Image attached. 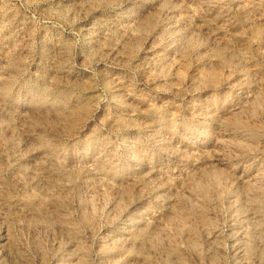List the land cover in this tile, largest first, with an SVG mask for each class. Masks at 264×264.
<instances>
[{"label":"rangeland","instance_id":"obj_1","mask_svg":"<svg viewBox=\"0 0 264 264\" xmlns=\"http://www.w3.org/2000/svg\"><path fill=\"white\" fill-rule=\"evenodd\" d=\"M0 264H264V0H0Z\"/></svg>","mask_w":264,"mask_h":264}]
</instances>
